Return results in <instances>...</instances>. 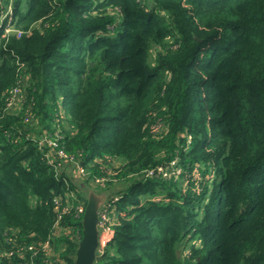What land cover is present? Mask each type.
<instances>
[{"label": "trees", "instance_id": "obj_1", "mask_svg": "<svg viewBox=\"0 0 264 264\" xmlns=\"http://www.w3.org/2000/svg\"><path fill=\"white\" fill-rule=\"evenodd\" d=\"M87 190L97 264H264V0H0V264H75Z\"/></svg>", "mask_w": 264, "mask_h": 264}, {"label": "built area", "instance_id": "obj_2", "mask_svg": "<svg viewBox=\"0 0 264 264\" xmlns=\"http://www.w3.org/2000/svg\"><path fill=\"white\" fill-rule=\"evenodd\" d=\"M7 31H10L7 29ZM16 95L13 94L9 98V102L7 104L8 108H12L15 106L16 103ZM59 138V137H58ZM57 140H51L47 137H43L39 140L38 145L39 148L42 149L43 147H48L49 150L46 151L45 158L48 164L55 163L53 157L56 156L58 162L54 164L55 171L58 173L68 172L67 169L70 167L73 173L75 174V178L79 181L83 179L84 171L82 170L81 164L78 158L74 155H68L67 153L63 152L62 150L57 151ZM179 169L176 167V162L172 161L168 165L158 166L157 168L149 169L144 172V176L146 178L149 177H163L164 179H171L173 177H177L180 174ZM67 174V173H66ZM95 184L104 185L107 182L106 178H95ZM107 196L106 202L102 205L99 211V247L97 250V258L104 255L108 245L111 243L113 238V226L115 225V221L113 218V212L115 210L116 204L120 201L121 196L112 193H105ZM58 210L65 214L69 210V206L61 208V204L57 201ZM85 211L84 207L78 208L77 217L80 214H83ZM56 228L59 226V222L56 223ZM48 247V246H46ZM97 264V260L95 262Z\"/></svg>", "mask_w": 264, "mask_h": 264}, {"label": "water", "instance_id": "obj_3", "mask_svg": "<svg viewBox=\"0 0 264 264\" xmlns=\"http://www.w3.org/2000/svg\"><path fill=\"white\" fill-rule=\"evenodd\" d=\"M106 200L105 193L87 190V205L81 221L83 234L76 251L75 264H95L97 260L99 211ZM178 255H180V251Z\"/></svg>", "mask_w": 264, "mask_h": 264}, {"label": "rangeland", "instance_id": "obj_4", "mask_svg": "<svg viewBox=\"0 0 264 264\" xmlns=\"http://www.w3.org/2000/svg\"><path fill=\"white\" fill-rule=\"evenodd\" d=\"M150 58H151L150 61H152L153 57L151 56ZM123 186H124L123 184H118L116 186L114 185L113 188H115L116 190H122L124 188ZM113 218H114V216H113Z\"/></svg>", "mask_w": 264, "mask_h": 264}, {"label": "crops", "instance_id": "obj_5", "mask_svg": "<svg viewBox=\"0 0 264 264\" xmlns=\"http://www.w3.org/2000/svg\"><path fill=\"white\" fill-rule=\"evenodd\" d=\"M67 171H68V172H66L67 175L71 176L72 178H73V177L75 178V174L73 173L72 169H70V167H68ZM115 186H116V185H115Z\"/></svg>", "mask_w": 264, "mask_h": 264}]
</instances>
